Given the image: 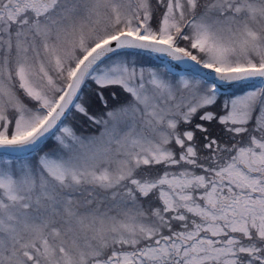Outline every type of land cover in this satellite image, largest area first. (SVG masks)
Returning <instances> with one entry per match:
<instances>
[{
  "label": "snow or ice",
  "instance_id": "1",
  "mask_svg": "<svg viewBox=\"0 0 264 264\" xmlns=\"http://www.w3.org/2000/svg\"><path fill=\"white\" fill-rule=\"evenodd\" d=\"M0 264H264V0H0Z\"/></svg>",
  "mask_w": 264,
  "mask_h": 264
}]
</instances>
